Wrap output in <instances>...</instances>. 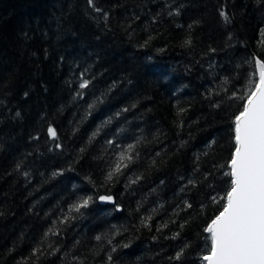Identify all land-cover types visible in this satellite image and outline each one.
<instances>
[{
    "label": "trees",
    "instance_id": "trees-1",
    "mask_svg": "<svg viewBox=\"0 0 264 264\" xmlns=\"http://www.w3.org/2000/svg\"><path fill=\"white\" fill-rule=\"evenodd\" d=\"M94 3L0 0V264H206L244 103L230 97L264 60V0ZM129 144L133 163L105 183Z\"/></svg>",
    "mask_w": 264,
    "mask_h": 264
},
{
    "label": "snow or ice",
    "instance_id": "snow-or-ice-1",
    "mask_svg": "<svg viewBox=\"0 0 264 264\" xmlns=\"http://www.w3.org/2000/svg\"><path fill=\"white\" fill-rule=\"evenodd\" d=\"M87 3L95 12H102V9L95 6L94 0H87ZM169 14L171 15V13ZM219 15L226 23L230 21L225 10L221 9ZM104 19L107 20V13H104ZM260 34L264 38V28L260 30ZM147 43L148 41L145 42V44ZM191 43L190 37L183 42L184 46H190ZM212 51L215 50L212 49ZM253 62L256 69L253 75L258 74V82L252 83L250 81V87L243 96L233 92L230 97V99H242L244 103L242 110L235 115L233 121L234 150L231 152L227 165L230 171L226 173L230 177V184L224 197L219 200L213 198V202L219 204V211L204 228V232L208 234L210 240L207 254L202 257L206 264H264V60L254 56ZM80 75L81 80L78 88L81 91H78L77 95L83 96L82 90L87 89L91 81L83 78L84 73ZM93 106L94 104L88 105L90 109ZM127 110L123 109V111ZM185 111V109L180 108L178 114ZM98 131L99 129L92 133L90 140L98 134ZM47 135L52 140H56V128L49 125ZM107 143L112 145L114 142L109 140ZM56 147L60 148L61 145L56 144ZM134 148V144H129L118 152L114 164L107 171L105 183L112 182L115 177L121 175L123 170L133 163L135 159ZM58 174L60 173H53V175ZM24 175L27 176L28 173L25 172ZM139 179L141 177L137 176L136 179L130 180V184H135ZM189 183L192 182L189 181ZM99 199L114 202V198L110 195L100 196ZM91 201V196L80 198L69 207L68 215L59 222L61 224L67 223L72 218L73 212L79 213L82 208H87ZM186 206L191 207L190 204ZM150 221L151 216L142 218L141 226L150 229ZM166 227L167 224L160 225L157 231ZM52 231L49 229V232ZM116 235H120V233L117 232ZM178 235L179 233H175L172 238H176ZM96 239L100 240L101 237L97 236ZM108 243L111 244L112 241L109 240ZM121 246L128 248L130 245L123 244ZM187 247L189 245L185 244L170 259L179 261ZM38 251L39 249L33 250L34 254ZM112 251H116V248L113 247ZM107 260L112 261L110 253Z\"/></svg>",
    "mask_w": 264,
    "mask_h": 264
},
{
    "label": "water",
    "instance_id": "water-1",
    "mask_svg": "<svg viewBox=\"0 0 264 264\" xmlns=\"http://www.w3.org/2000/svg\"><path fill=\"white\" fill-rule=\"evenodd\" d=\"M258 75V74H257Z\"/></svg>",
    "mask_w": 264,
    "mask_h": 264
}]
</instances>
